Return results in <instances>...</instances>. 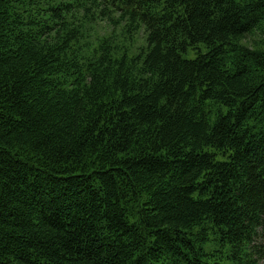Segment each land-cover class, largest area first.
<instances>
[{
  "label": "trees",
  "instance_id": "16d2710c",
  "mask_svg": "<svg viewBox=\"0 0 264 264\" xmlns=\"http://www.w3.org/2000/svg\"><path fill=\"white\" fill-rule=\"evenodd\" d=\"M0 264H264V0H0Z\"/></svg>",
  "mask_w": 264,
  "mask_h": 264
},
{
  "label": "rangeland",
  "instance_id": "374dc122",
  "mask_svg": "<svg viewBox=\"0 0 264 264\" xmlns=\"http://www.w3.org/2000/svg\"><path fill=\"white\" fill-rule=\"evenodd\" d=\"M83 28H84V32L80 37L81 40L91 42V41L95 40L96 38L101 37L102 35L106 34L109 31V29L112 27H108V25H106V23L103 21H93L90 23H86ZM260 36L261 35H256L255 37H250L244 42L246 44L252 46V45H254L253 42L258 41L257 38H259ZM116 40H117V43L119 45H122V44L128 45L131 42H134L135 45L138 46V45L145 44V35L143 32H139L133 38L132 34L127 33L123 27L119 26L117 28V32H116ZM85 47H87V46H84L83 48H85ZM201 49H202V52H204V53L207 51V49L203 46L201 47ZM198 54H199V50L190 49L185 54V57L188 59H195L198 56ZM205 249L208 253H211L212 251H216V250L225 252V247L223 248L220 245L219 240L217 238H215L214 235L211 236V239L206 244ZM218 255H221V253L219 252Z\"/></svg>",
  "mask_w": 264,
  "mask_h": 264
}]
</instances>
